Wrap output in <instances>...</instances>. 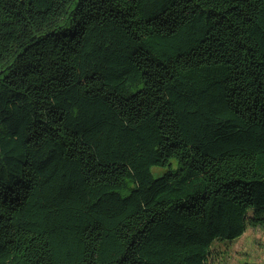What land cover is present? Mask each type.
<instances>
[{
  "label": "trees",
  "instance_id": "trees-1",
  "mask_svg": "<svg viewBox=\"0 0 264 264\" xmlns=\"http://www.w3.org/2000/svg\"><path fill=\"white\" fill-rule=\"evenodd\" d=\"M249 228L264 0H0V264H210Z\"/></svg>",
  "mask_w": 264,
  "mask_h": 264
},
{
  "label": "rangeland",
  "instance_id": "rangeland-1",
  "mask_svg": "<svg viewBox=\"0 0 264 264\" xmlns=\"http://www.w3.org/2000/svg\"><path fill=\"white\" fill-rule=\"evenodd\" d=\"M177 166L174 164L173 169ZM167 168L152 170L153 176L159 178ZM210 264H264V230L249 228L247 232L233 243H216Z\"/></svg>",
  "mask_w": 264,
  "mask_h": 264
}]
</instances>
